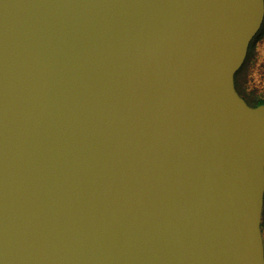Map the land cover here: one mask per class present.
Listing matches in <instances>:
<instances>
[{"label":"water","instance_id":"1","mask_svg":"<svg viewBox=\"0 0 264 264\" xmlns=\"http://www.w3.org/2000/svg\"><path fill=\"white\" fill-rule=\"evenodd\" d=\"M264 0H0V264H264V103L234 75Z\"/></svg>","mask_w":264,"mask_h":264},{"label":"rangeland","instance_id":"2","mask_svg":"<svg viewBox=\"0 0 264 264\" xmlns=\"http://www.w3.org/2000/svg\"><path fill=\"white\" fill-rule=\"evenodd\" d=\"M239 90L250 101L264 98V25L253 41L252 53L239 73ZM263 239H264V232Z\"/></svg>","mask_w":264,"mask_h":264},{"label":"trees","instance_id":"3","mask_svg":"<svg viewBox=\"0 0 264 264\" xmlns=\"http://www.w3.org/2000/svg\"><path fill=\"white\" fill-rule=\"evenodd\" d=\"M263 25H264V18H263V21H262V24H261V27H260L261 29H262ZM260 28H259L258 32L254 35V37L252 38V40L250 41V44H249V47H248V50H247L246 57H245V59H244L242 65L239 67V69L236 71V73H235V75H234L235 86H236V89H237V91L239 92V94H240L241 96H242V94H241V92H240V90H239V82H238L239 73H240V72L245 68V66H246V63H247V61H248V59H249V57H250V55H251V53H252L253 41H254L256 35L259 33ZM242 97H243V96H242ZM246 101H247L250 105L255 106V105H258V104H260V103H264V98L258 97V98H256V99L253 100V101H250V100H247V99H246ZM261 229H262V232H264V203H263V209H262Z\"/></svg>","mask_w":264,"mask_h":264},{"label":"flooded vegetation","instance_id":"4","mask_svg":"<svg viewBox=\"0 0 264 264\" xmlns=\"http://www.w3.org/2000/svg\"><path fill=\"white\" fill-rule=\"evenodd\" d=\"M244 98V97H243ZM245 99V98H244ZM245 101H246V99H245ZM247 102V101H246ZM248 103V102H247ZM249 104V103H248ZM250 105V104H249Z\"/></svg>","mask_w":264,"mask_h":264}]
</instances>
